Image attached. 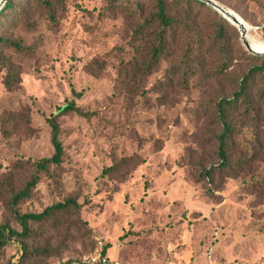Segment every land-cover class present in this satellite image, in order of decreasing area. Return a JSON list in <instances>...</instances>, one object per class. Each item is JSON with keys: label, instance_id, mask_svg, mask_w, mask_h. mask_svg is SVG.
Here are the masks:
<instances>
[{"label": "rangeland", "instance_id": "obj_1", "mask_svg": "<svg viewBox=\"0 0 264 264\" xmlns=\"http://www.w3.org/2000/svg\"><path fill=\"white\" fill-rule=\"evenodd\" d=\"M216 1L243 18L251 46L263 51L264 0ZM108 5L63 0L55 22L36 13L34 29L15 31L34 51L16 58L22 82L15 90L6 88L0 70V223L20 227L6 205L2 180L13 174L18 185L29 173L28 158L54 153L48 118L75 99L88 115L59 116L62 165L42 173L20 209L40 212L75 196L86 224L67 222L56 230L45 225L36 242L51 252L31 264L80 259L107 244L106 253L118 264H264L263 188L244 184L257 172L264 175V103L256 100L260 121L235 116L238 136L254 144L255 163L237 177L217 175L212 183L197 167L214 158L219 127L210 115L212 102L231 95L236 78L260 60L240 54L246 49L241 32L227 19L233 58L224 66V56L209 41L198 50L201 62L191 61L188 86L168 88L165 77L175 62L164 58L149 75L138 76L146 48L132 42V22ZM207 12L201 11V29L210 36ZM256 81L255 99L263 87ZM124 156L139 161L125 180L104 173ZM20 253L17 241L9 243L0 248V264L17 261Z\"/></svg>", "mask_w": 264, "mask_h": 264}, {"label": "trees", "instance_id": "obj_2", "mask_svg": "<svg viewBox=\"0 0 264 264\" xmlns=\"http://www.w3.org/2000/svg\"><path fill=\"white\" fill-rule=\"evenodd\" d=\"M62 2L63 0H7L0 9V70L5 71L3 82L8 90H15L22 82L21 67L17 64L16 58L19 54H31L34 51L32 45L15 36V31L22 26L34 29L39 22L38 17L55 22L58 11L63 8ZM108 2L110 8L121 12L127 21L132 22V42L146 48V56L138 68V76L149 75L151 69L162 59L170 58L175 63L166 74L165 84L168 88H174L177 84L188 86L187 82L194 70L191 61L196 59L197 63L201 62L198 50L209 41L211 43L208 45L216 47L224 56L222 58L224 66L225 62L234 56L233 47L226 33V25L231 27L233 25L202 0H108ZM203 8L209 11L207 14L211 25L210 36L205 35L201 29L200 19L206 20L205 15L201 13ZM36 13L38 17H35ZM240 54L259 59L260 62L236 78V87L231 95H220L210 106L212 108L210 115L219 127L214 135V158L205 165L198 164L197 167L202 178L211 183L215 182L217 175L237 177L247 166L257 161L254 144L247 138L238 136L239 125L235 121V116L240 114L243 120H261L262 109L259 102L264 103V55L252 54L244 47L240 49ZM135 68L137 67H133ZM258 78L262 81L263 87L255 99L252 92ZM131 83L138 85L135 80ZM72 91L76 97L82 96V91H77L74 87ZM71 111L88 115L75 99H71L58 107L57 112L48 118L54 153L50 157L28 158L26 165H29V173L18 185L14 182L13 174L2 180L7 198L6 205L20 226L16 227L9 221L0 223V248L13 241H17L20 246L19 258L9 264H31L39 260L43 252L46 254L51 252L47 246L43 247L36 242L45 225L56 230L67 222L72 225L79 223V226L81 222L86 224L81 216L82 203H79L75 196H67L44 207L40 212H22L20 209V204L32 197L42 173L48 172L52 166L62 165L65 150L60 137L62 130L59 116ZM239 149L242 152L234 155ZM138 165L139 161L135 156H124L106 167L104 173L115 174L121 180H125L130 171ZM244 182L246 187L250 185L262 187L261 196L264 195V175L261 172L255 173ZM219 186L220 182L216 187ZM109 246L105 245L103 252H107ZM73 260L78 259H68L65 262Z\"/></svg>", "mask_w": 264, "mask_h": 264}, {"label": "water", "instance_id": "obj_3", "mask_svg": "<svg viewBox=\"0 0 264 264\" xmlns=\"http://www.w3.org/2000/svg\"><path fill=\"white\" fill-rule=\"evenodd\" d=\"M7 0H0V9L2 8V6L5 4ZM204 2H206L207 4L211 5L212 7H214L216 10H218L220 13L223 14V16H225L228 20H230L233 24L236 25L238 19L235 16L234 10L225 7L224 5H222L221 3H219L216 0H202ZM240 32H241V38L242 41L246 47V49L252 53L255 54H260V55H264V50L263 51H259L254 49L250 42L249 39L247 38V31L241 30L240 27L238 26ZM250 28H252V26L250 25Z\"/></svg>", "mask_w": 264, "mask_h": 264}, {"label": "built area", "instance_id": "obj_4", "mask_svg": "<svg viewBox=\"0 0 264 264\" xmlns=\"http://www.w3.org/2000/svg\"><path fill=\"white\" fill-rule=\"evenodd\" d=\"M59 264H118L103 249L97 250L92 254L85 255L81 259L69 262H60Z\"/></svg>", "mask_w": 264, "mask_h": 264}, {"label": "bare ground", "instance_id": "obj_5", "mask_svg": "<svg viewBox=\"0 0 264 264\" xmlns=\"http://www.w3.org/2000/svg\"><path fill=\"white\" fill-rule=\"evenodd\" d=\"M235 12V11H234ZM235 16L237 17L238 21L236 23L237 27L239 26L241 30L246 31L249 27L248 25L245 23V21L243 20L242 17H240L239 15L235 14ZM260 51V50H259Z\"/></svg>", "mask_w": 264, "mask_h": 264}]
</instances>
